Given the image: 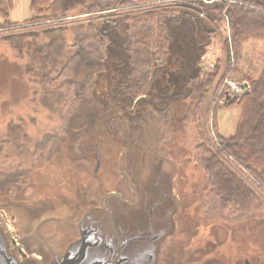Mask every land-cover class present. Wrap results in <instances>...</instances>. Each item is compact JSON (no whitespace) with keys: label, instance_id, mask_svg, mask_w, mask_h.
Masks as SVG:
<instances>
[{"label":"rangeland","instance_id":"1","mask_svg":"<svg viewBox=\"0 0 264 264\" xmlns=\"http://www.w3.org/2000/svg\"><path fill=\"white\" fill-rule=\"evenodd\" d=\"M159 1V5L164 4L169 9L166 16L160 19L166 29L168 49L166 46L164 50L154 52L153 45L151 46L153 51L147 53L146 49L150 48H146L144 44H136L133 48L137 51L128 54V59L124 63L125 68L121 70L116 64L109 65L108 70L101 61L103 47L98 50L96 45L95 48L90 45L89 49L93 51L95 49V53L85 56L84 66H78L79 62L76 61L72 66L74 73L69 70L56 77L57 79L52 83L42 86L24 74L26 61L16 58V53L0 38V203L17 202L18 199L27 204L37 199L52 201L58 200V195L69 200L75 199L80 183L83 184L88 177L99 180L101 176L95 166L96 159H99L95 149L96 142L101 143L100 166L104 169L105 180L102 184L98 182L96 189L91 187L92 191L86 194V198H96L95 190L99 196L103 190L112 191L121 177L119 157L122 144L111 133L108 132L110 137L101 130L103 100L105 96L109 97L105 100L111 106L114 99L113 88H123L121 90L124 91L128 85L131 89H135L136 94H143L140 97L150 95L159 81L167 78L162 71L168 67L170 56L172 57L170 63L176 58L175 53L184 56L185 58H182L184 61L195 60V72L211 71L214 64H218L219 70L213 82L214 87L212 85L203 103L201 109L203 114L200 113V117L198 116L199 121L198 118L196 122L192 121L194 117L189 103L192 90L187 104L186 101L179 102L181 110L176 109L177 113L173 115H166L162 110L168 103L167 98L162 100L158 98V107L150 104L147 115L143 111L136 118L128 116L122 118L121 114L114 115L120 121L125 137L140 128L145 132V128L140 124L150 126L148 131L158 143L159 140L154 135L157 137L163 133L172 135L171 140L166 143V149L171 150L167 159L176 164L174 190L180 199L181 209L178 213L180 221L184 219L186 226L195 227L194 217L202 223L201 225L196 222L198 225L209 224L210 228L207 230L198 225L196 227L201 230L200 235L212 240H214L212 235L219 230L230 228L232 232L229 236L234 238V243H227V247L220 246L219 243L215 246L222 247L223 254L233 253V259L237 258L236 253L240 256L255 253L260 255L264 264V215L257 213L248 216L227 215L226 209H209L205 204V198L210 186L195 156L196 145L200 141L212 138L215 133L214 127L216 132L223 136L234 132L240 109L237 105L225 106L239 96L231 93V97L226 100L228 96H223L227 89L224 82L229 80L236 85L240 84V88L242 85V93L249 90L246 79L256 78L264 65V37H249L244 40L240 46L239 59H231L229 71H225L227 48L225 41L230 39L232 30L226 18L221 22L217 21L214 25L212 20L215 15L210 10L221 0ZM121 13L122 9L106 8L83 13V7H79L76 8L75 15L60 18L66 21L63 25L69 29L65 39L72 53L75 52L74 44L87 31L85 26L81 25H85L90 20H93L92 24L97 25L102 19L112 18ZM31 15L29 0H13L9 11V19L12 23H23ZM191 24V30L186 31V27ZM5 29L7 27L0 28L1 33ZM72 32L77 34L71 35ZM173 34L177 40L173 39ZM186 41L189 48L194 44L195 50H200L199 59L192 57L191 50L185 49ZM153 44H156V41ZM200 73H202L200 77L204 76L203 72ZM222 73L226 74L222 77ZM121 75L123 84H118L117 79L119 80ZM191 81L192 79L189 82L190 86L193 85ZM113 103L116 105L114 101ZM169 108L174 110L172 107ZM117 110L120 113L118 106ZM158 117L162 119L159 125L155 121ZM10 125H17L23 129L16 135V141L9 139L13 136L7 134ZM114 162H117V166L112 173L109 167ZM95 168L99 177L94 175ZM82 190L88 191L87 188ZM213 223L220 224L218 229L214 230V234ZM54 229L61 228L56 226ZM73 236L71 232H67L63 243ZM180 236L182 237V234ZM187 236L188 231L183 232L182 239L186 241ZM212 264L219 262L213 260Z\"/></svg>","mask_w":264,"mask_h":264},{"label":"trees","instance_id":"2","mask_svg":"<svg viewBox=\"0 0 264 264\" xmlns=\"http://www.w3.org/2000/svg\"><path fill=\"white\" fill-rule=\"evenodd\" d=\"M156 1L29 0L33 16L18 24L9 19L13 0H0V28L7 27L2 33L0 31V38L16 53V58L26 61L24 74L45 86L69 70L74 73L72 66L76 61L79 62L78 66H84L85 56L95 53V49H89L90 45L93 48L96 45L98 50L103 47L101 61L106 67L112 66L115 61L126 62L128 54L137 51L133 48L136 44L150 48L146 49L147 53L153 51V45L154 52L162 51L166 46L168 49L166 29L160 19L166 16L169 9L164 4L159 5V0ZM79 7H83V13L104 8L122 9V13L102 19L97 25L91 23L93 20L81 25L87 31L74 44L75 52L72 53L65 39L69 29L63 25L66 21L60 18L75 15ZM210 10L215 15L212 20L214 25L226 18L232 30L230 39L225 41L226 71L231 59H239L240 46L244 40L264 37V0H221ZM188 28L186 31L191 30L192 24ZM173 39L177 40L175 35ZM155 41L156 44H153ZM185 44H188L187 41ZM189 50L192 57L199 59L200 50H195L194 44H191ZM218 68L215 63L211 71L194 72L189 102L193 122L197 118L199 121L203 114L201 109L210 88L212 85L214 87ZM200 72L204 76L200 77ZM222 74L223 77L226 73ZM246 81L249 90L225 106L237 105L240 109L234 132L223 136L214 127V136L200 141L195 152L196 161L203 168L210 186L205 198L206 206L209 209H226L227 215H264V65L256 78H248ZM22 130L17 125H10L7 134L13 137L9 139L16 141V135Z\"/></svg>","mask_w":264,"mask_h":264},{"label":"water","instance_id":"3","mask_svg":"<svg viewBox=\"0 0 264 264\" xmlns=\"http://www.w3.org/2000/svg\"><path fill=\"white\" fill-rule=\"evenodd\" d=\"M108 98L102 122L122 144L114 189L91 199L84 191L71 200L58 195L52 201L0 203V264H191L175 238L183 228L176 223V164L167 159L172 135H154L158 143L150 126L140 124L145 132L140 128L125 137L114 115L120 114L117 105ZM163 111L177 113L169 106ZM155 121L162 123L160 117ZM67 232L74 236L63 243Z\"/></svg>","mask_w":264,"mask_h":264},{"label":"flooded vegetation","instance_id":"4","mask_svg":"<svg viewBox=\"0 0 264 264\" xmlns=\"http://www.w3.org/2000/svg\"><path fill=\"white\" fill-rule=\"evenodd\" d=\"M186 48H188V46L185 44ZM174 55L176 56L175 59H173L170 63V60L172 59V57L168 58V67H165V70L162 71L165 72V74H163L164 76H166V79H161L159 81V83L156 85V87L154 88V91L147 96H143L140 97L142 95L136 94L135 93V89H131V87H128L123 91L121 89L123 88H116L112 90V97H114L113 101L116 103V105L120 108V114L121 117H130V118H136L138 117L141 112L143 111L145 115H147L148 109L150 104L153 105L154 107H158V103H157V99L161 98H167L168 103H166L165 106H169L174 108V110L178 109L181 110V106L179 104V102H184L186 101L187 104V99L188 96H190L191 94V86L189 85V82L191 79H193V75L195 72V68L196 65H194V61L193 59H190L189 61H184L185 58L184 56L181 55H177L174 53ZM183 62L185 65H183ZM124 63L125 62H119V61H115V64L119 67V69H123L124 67ZM107 69L109 68L106 67ZM109 70V69H108ZM119 70V71H120ZM118 71V72H119ZM124 75V74H122ZM122 75L119 77V80L117 79V83L118 84H123V77ZM163 76V77H164ZM129 91V92H128ZM100 93V91H99ZM164 106V107H165ZM163 107V108H164ZM162 108V110H163ZM105 134L109 135L108 132L106 130L101 129ZM111 137V135H109ZM112 139V138H111ZM98 142H96L95 144V149L98 152L99 155V159H96V164L95 166H97L96 168H98L97 170L101 173V176L99 177L97 170H96V174H94L95 176L99 177V180H97L95 177H88L83 184H79L78 186V191L75 195L74 198H77L80 195H85L84 191L82 190L83 188H87V192L86 194L91 193L92 189L91 187H98V182L100 184H102V182L104 183L105 177L103 175L104 173V169L100 166V162H101V156L99 151L100 149V145L101 143L97 144ZM106 151V150H105ZM122 151V147L120 148V152ZM119 152V155H120ZM116 155H114L113 157L115 158ZM118 159V157H117ZM113 162V161H112ZM117 166V162H114L110 167H109V171L114 173L115 172V167ZM116 182V181H115ZM114 182V184H115ZM93 183V184H92ZM89 187V188H88ZM94 191V190H93ZM110 191V190H107ZM105 193V191L103 190L101 192V195H103ZM94 195L97 197L98 192L95 193ZM192 216V214H190ZM189 215V216H190ZM181 218H177L176 223L178 225L179 228H183V230L181 232H178L175 235V238L178 242V244H180V246L182 247V251L186 252L189 257H190V261L191 264H212L213 260L219 262V264H262L261 262V258L260 255L258 256L255 253L252 254H241V256L237 254V258L233 259V253L231 255H229L228 253L223 254L222 251V247L220 246H226L227 247V243L228 244H233L234 243V238L230 237L229 234L230 232H232V230L230 228H228V230H219L218 233H215L214 230L218 229V227L220 226V224H215L213 223L214 228H213V238L212 239H208L206 236L200 235L201 234V230H198V228L196 227V225H198L196 222L197 219L193 217L194 220H196V222L194 223L195 227L192 226H186L185 225V221L184 219L182 221H180ZM183 224H182V223ZM199 223V222H198ZM202 225V223H199ZM200 226L201 228H205V230H207L208 228H210L209 224H206L205 226ZM222 226V225H221ZM189 227V228H188ZM193 228V229H192ZM195 228V229H194ZM230 230V231H229ZM188 231V236H187V240L184 241L182 239L183 237V232H187ZM206 233H208V231H206ZM182 234V237L179 235ZM220 238V239H219ZM228 240V241H227ZM218 244L220 246H215V244ZM208 244V245H207ZM212 244V245H210ZM211 247V249L209 248ZM211 252V254H210ZM228 252V249H227ZM236 261V262H235Z\"/></svg>","mask_w":264,"mask_h":264},{"label":"built area","instance_id":"5","mask_svg":"<svg viewBox=\"0 0 264 264\" xmlns=\"http://www.w3.org/2000/svg\"><path fill=\"white\" fill-rule=\"evenodd\" d=\"M224 83H226L225 87L227 88V91L231 94V93H235V94H240L242 93V89L239 87L240 84H234L229 82V80H226Z\"/></svg>","mask_w":264,"mask_h":264},{"label":"bare ground","instance_id":"6","mask_svg":"<svg viewBox=\"0 0 264 264\" xmlns=\"http://www.w3.org/2000/svg\"><path fill=\"white\" fill-rule=\"evenodd\" d=\"M102 123V127H103V129L104 130H106V128H105V126H104V124H103V122H101ZM107 131V130H106ZM108 132V131H107Z\"/></svg>","mask_w":264,"mask_h":264}]
</instances>
